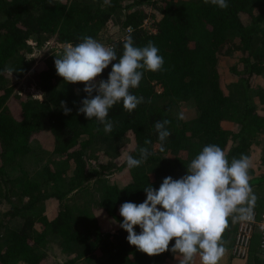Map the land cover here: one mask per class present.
Listing matches in <instances>:
<instances>
[{"label":"trees","instance_id":"16d2710c","mask_svg":"<svg viewBox=\"0 0 264 264\" xmlns=\"http://www.w3.org/2000/svg\"><path fill=\"white\" fill-rule=\"evenodd\" d=\"M227 3L221 10L204 0H0V264H52L53 244L67 257L61 264H169L179 255L149 257L127 242L119 209L142 203L148 185L182 178L208 144L221 147L229 162L250 158L253 210L264 211V0ZM84 36L118 57L129 36L138 47L152 41L164 58L161 71H145L130 89L144 103L132 112L122 102L109 110L110 133L79 114L85 85L56 73L64 49L57 43L76 45ZM51 39L50 54L36 64L29 54ZM231 45L240 53L222 57ZM26 77L42 98L17 90ZM191 100L195 115L178 119L180 104ZM163 120L171 135L161 152L154 125ZM141 147L151 154L139 167L127 168L126 156L118 161L124 153L139 158ZM114 173L127 177L117 181ZM238 223L230 220L223 234L222 264H236ZM259 238L245 264H264Z\"/></svg>","mask_w":264,"mask_h":264},{"label":"clouds","instance_id":"9594fccd","mask_svg":"<svg viewBox=\"0 0 264 264\" xmlns=\"http://www.w3.org/2000/svg\"><path fill=\"white\" fill-rule=\"evenodd\" d=\"M204 3L221 10L229 7L227 0H204ZM54 64L57 75L66 83L85 85L83 91L87 98L81 101L79 114L89 120L95 118L103 125V131L110 133L113 123L108 119L109 110L122 102L123 108L132 112L144 103V97L132 94L130 89L139 87L145 71H161L164 58L152 41L138 47L129 36L118 57L113 47L84 36L76 45L65 44ZM110 65L107 80H97ZM61 108L65 115L70 114L65 101H61ZM183 118V114L178 116ZM169 123L163 120L154 125L161 152L165 151L164 142L171 135ZM144 143L149 145L151 140L146 139ZM150 154L147 147L139 149V158L127 154V168L139 167ZM251 166L247 155L229 162L218 145L204 146L190 161L182 178L166 177L158 189L148 185L144 188L146 199L142 203L129 201L120 206L119 214L123 218L120 227L128 234L127 242L149 257L170 250L179 255V264H193L197 256L201 264H219L226 252L222 238L229 221L252 219L257 197L250 184ZM137 226L139 234L134 230Z\"/></svg>","mask_w":264,"mask_h":264},{"label":"rangeland","instance_id":"374dc122","mask_svg":"<svg viewBox=\"0 0 264 264\" xmlns=\"http://www.w3.org/2000/svg\"><path fill=\"white\" fill-rule=\"evenodd\" d=\"M151 24H152V20H150V21L146 20V22H145V26L146 27H148V28L152 27ZM54 42H55L54 39H51L49 45H47V46H45L43 48L42 47H34L33 51L29 54V56H31V57H33L35 59V63L36 64L40 63L46 55L50 54L51 45ZM57 46L58 47H64V45H61V44H58V43H57ZM239 53H240V50L235 45H231L227 49L221 51V55L224 58H231V57L236 58V56ZM21 85H23V87ZM17 90L20 93L31 94V95H33V96H35L37 98H42V96H43V92L40 90V88L34 82L31 81V79L29 77H26V78L23 79L21 84L18 86ZM256 101H258V98H256ZM180 107H181V113L183 114V116L185 118L192 117L196 113V106H195V103L192 100L191 101H187V102H182L180 104ZM126 154L127 153H124L121 157H119L118 161H122L124 159V157L126 156ZM111 176L115 177L117 179V181H120V180L126 178L127 174L126 173H114V174H111ZM111 176L109 175L108 177L111 178ZM93 189H94V187H90L89 192H91V190H93ZM0 206H1V209H3L5 207V204L2 203ZM235 235H236V232L234 234L233 244H234V240H235ZM251 250H252V248H251ZM249 255H248V258H249ZM47 257H48V260L52 264H61L67 259L66 255L63 254V252L55 244H53L48 249ZM248 258L241 259V258H237V257H235L233 255V262L236 263V264L238 262H243L245 264L246 261L248 260ZM179 259H180L179 256L176 259L175 258H173V259L171 258V259H169V261H170L169 264H179ZM221 260H223V261L226 260V252H225V255L222 257ZM219 262H221V261H219ZM195 264H201L199 256L196 257ZM219 264H222V263H219Z\"/></svg>","mask_w":264,"mask_h":264},{"label":"built area","instance_id":"2783aa9c","mask_svg":"<svg viewBox=\"0 0 264 264\" xmlns=\"http://www.w3.org/2000/svg\"><path fill=\"white\" fill-rule=\"evenodd\" d=\"M255 234H259L260 247L264 250V211L253 210L251 220L239 221L232 249L235 257L248 258Z\"/></svg>","mask_w":264,"mask_h":264},{"label":"crops","instance_id":"0c3cea01","mask_svg":"<svg viewBox=\"0 0 264 264\" xmlns=\"http://www.w3.org/2000/svg\"><path fill=\"white\" fill-rule=\"evenodd\" d=\"M255 235L259 236V234H255ZM220 261H223V260H220ZM219 263H220V262H219Z\"/></svg>","mask_w":264,"mask_h":264}]
</instances>
